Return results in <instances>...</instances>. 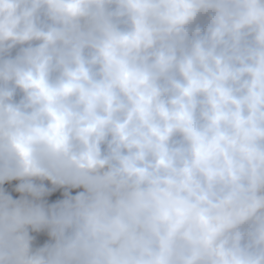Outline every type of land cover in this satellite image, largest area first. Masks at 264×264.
I'll return each mask as SVG.
<instances>
[{
	"label": "clouds",
	"instance_id": "clouds-1",
	"mask_svg": "<svg viewBox=\"0 0 264 264\" xmlns=\"http://www.w3.org/2000/svg\"><path fill=\"white\" fill-rule=\"evenodd\" d=\"M0 264H264V0H0Z\"/></svg>",
	"mask_w": 264,
	"mask_h": 264
},
{
	"label": "built area",
	"instance_id": "built-area-1",
	"mask_svg": "<svg viewBox=\"0 0 264 264\" xmlns=\"http://www.w3.org/2000/svg\"><path fill=\"white\" fill-rule=\"evenodd\" d=\"M62 197V190H58L57 192L53 193L51 196L48 197L49 202H54L57 199H61Z\"/></svg>",
	"mask_w": 264,
	"mask_h": 264
},
{
	"label": "crops",
	"instance_id": "crops-1",
	"mask_svg": "<svg viewBox=\"0 0 264 264\" xmlns=\"http://www.w3.org/2000/svg\"><path fill=\"white\" fill-rule=\"evenodd\" d=\"M15 183H16V182H13V184H15ZM12 195L14 196V198H16V197H18L19 194L13 192ZM46 239H47V236H46V235L41 234V235L38 236V240H39L40 242H43V241H45Z\"/></svg>",
	"mask_w": 264,
	"mask_h": 264
},
{
	"label": "rangeland",
	"instance_id": "rangeland-1",
	"mask_svg": "<svg viewBox=\"0 0 264 264\" xmlns=\"http://www.w3.org/2000/svg\"><path fill=\"white\" fill-rule=\"evenodd\" d=\"M76 191H78V190H73V191H72V194L75 195V194H76ZM62 198H63V197H61V199H62Z\"/></svg>",
	"mask_w": 264,
	"mask_h": 264
},
{
	"label": "trees",
	"instance_id": "trees-1",
	"mask_svg": "<svg viewBox=\"0 0 264 264\" xmlns=\"http://www.w3.org/2000/svg\"><path fill=\"white\" fill-rule=\"evenodd\" d=\"M44 242V241H43ZM42 243V242H41Z\"/></svg>",
	"mask_w": 264,
	"mask_h": 264
}]
</instances>
